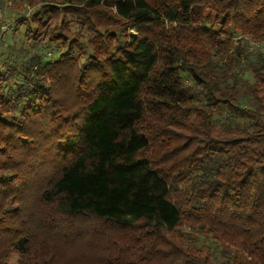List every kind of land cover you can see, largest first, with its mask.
I'll list each match as a JSON object with an SVG mask.
<instances>
[{"label":"trees","instance_id":"1","mask_svg":"<svg viewBox=\"0 0 264 264\" xmlns=\"http://www.w3.org/2000/svg\"><path fill=\"white\" fill-rule=\"evenodd\" d=\"M12 1L0 264H264V0Z\"/></svg>","mask_w":264,"mask_h":264},{"label":"rangeland","instance_id":"2","mask_svg":"<svg viewBox=\"0 0 264 264\" xmlns=\"http://www.w3.org/2000/svg\"><path fill=\"white\" fill-rule=\"evenodd\" d=\"M13 1L12 0H1L0 2V35L1 37H8V40L12 41V33L14 27V19L17 15L22 14L23 12L12 9ZM25 10L27 11L26 7ZM9 34V35H8ZM8 35V36H7ZM21 35V32H16L15 37ZM0 40V46L2 45Z\"/></svg>","mask_w":264,"mask_h":264}]
</instances>
